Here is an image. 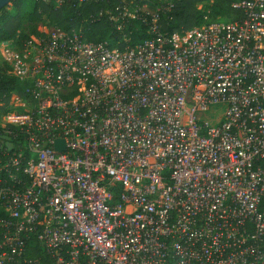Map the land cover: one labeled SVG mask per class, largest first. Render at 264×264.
I'll list each match as a JSON object with an SVG mask.
<instances>
[{
  "label": "built area",
  "instance_id": "built-area-1",
  "mask_svg": "<svg viewBox=\"0 0 264 264\" xmlns=\"http://www.w3.org/2000/svg\"><path fill=\"white\" fill-rule=\"evenodd\" d=\"M120 1L116 44L0 42V264L33 237L53 264H264V0L173 32L178 0Z\"/></svg>",
  "mask_w": 264,
  "mask_h": 264
},
{
  "label": "trees",
  "instance_id": "trees-1",
  "mask_svg": "<svg viewBox=\"0 0 264 264\" xmlns=\"http://www.w3.org/2000/svg\"><path fill=\"white\" fill-rule=\"evenodd\" d=\"M206 0H178L174 7L166 14L161 15V29L163 31H181L190 29L196 25H202L204 12L197 9V4ZM25 0H13L12 9L6 7L0 11V42L4 40H15L17 44L28 39L31 35L42 34L40 27H59L70 31L72 28H82L84 36L91 41L107 40L112 44L122 37L121 32L111 24L106 11L115 9L120 0H101L98 2L73 1L55 7L52 2L33 0L31 10L23 11ZM231 0H213L211 8L215 16L231 18L235 11L230 6ZM133 30L131 44L134 45L152 34L148 26L140 21H133L132 26L126 28ZM7 78L9 84L6 89L12 91L16 80ZM29 257L38 258V264H53L46 249L40 244L36 237L31 238L27 250Z\"/></svg>",
  "mask_w": 264,
  "mask_h": 264
},
{
  "label": "rangeland",
  "instance_id": "rangeland-1",
  "mask_svg": "<svg viewBox=\"0 0 264 264\" xmlns=\"http://www.w3.org/2000/svg\"><path fill=\"white\" fill-rule=\"evenodd\" d=\"M25 5H24V8H23V11L25 10H31L32 9V6H33V0H25ZM213 0H206L205 3H211ZM7 9H12L13 8V4L10 3L8 6H6Z\"/></svg>",
  "mask_w": 264,
  "mask_h": 264
},
{
  "label": "water",
  "instance_id": "water-1",
  "mask_svg": "<svg viewBox=\"0 0 264 264\" xmlns=\"http://www.w3.org/2000/svg\"><path fill=\"white\" fill-rule=\"evenodd\" d=\"M13 0H0V11L5 8L6 6H8ZM62 141L61 140H57L56 141V145L59 148H63V146H61Z\"/></svg>",
  "mask_w": 264,
  "mask_h": 264
}]
</instances>
